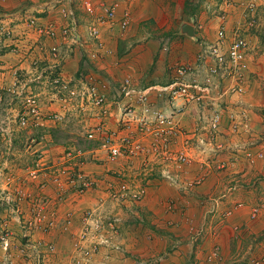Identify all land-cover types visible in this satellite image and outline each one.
<instances>
[{
	"label": "rangeland",
	"instance_id": "rangeland-1",
	"mask_svg": "<svg viewBox=\"0 0 264 264\" xmlns=\"http://www.w3.org/2000/svg\"><path fill=\"white\" fill-rule=\"evenodd\" d=\"M15 1L0 0V54L3 55V52L21 54L24 50L26 52V49H24L28 43L26 33L35 35V44H38V51L43 56L49 57L50 61L46 64L50 65L51 61L53 62L54 51H52V48L54 45L59 47L57 53H60L64 57L62 68L67 55L77 54L76 61L78 62L74 63V68L72 69L78 71L79 74L77 76H81L82 78L78 84L81 91H86L85 86L87 84L94 83L95 85H99L100 89L112 101L115 113H117L119 106L125 103L120 89L122 80L126 76H131L133 79L135 77L134 61L136 62V66L138 64L140 68L150 66V71H148L150 76H152L154 70L159 68V64L162 66L159 76L165 73V77L170 70L175 76L178 66L182 65L192 67L199 65L206 71L212 62V58L208 57L206 60L204 59L200 62L198 56L206 46L216 43L218 39V29L222 19L219 22L218 19H215V15L221 17L223 13H226V9L222 7L224 0L222 2L219 0H186L183 12V14H186L181 15L180 18L178 16L177 21L174 22L176 26H172L173 24L169 25L172 23L170 19H166L168 20L167 22L146 19L141 23L131 21L126 28H122L120 12H118L115 22L109 21L107 18L102 19L105 23L100 24L97 22L98 17H103V11L99 8V5L102 2L111 4L108 0H91L95 7H97L94 13H89L86 10L83 6V0L37 1L39 4H46V7H51L52 13H55L57 10L61 13L64 9L65 12L73 13L76 17L77 28L80 33V40L74 42L75 45H73L68 40H64L60 33L61 28L68 24L69 21L62 26L56 20L52 21L58 26V37H40L35 33L34 27L28 26V22L29 18L33 16L37 17L40 22H43L42 18L36 15L35 12L28 11L30 8L26 7L28 5L20 4L15 6L16 4L13 3ZM37 9L41 10L42 8L38 7ZM156 10H158L157 7ZM259 10L256 16L257 27L254 24L252 26L247 25L251 19V12L248 10L245 13L243 12L242 23L247 27L244 37L248 41L249 47L248 66L244 74L245 78L242 80L244 92L239 94L236 92L228 93V96L237 94L240 98L244 97V101L252 107L255 105L264 110V9L261 10L260 14L263 18H259ZM11 12L13 14H9ZM15 13L18 16H15ZM158 14L156 11V16ZM160 16L162 17L163 15ZM19 19H23L29 31L26 28L20 32L15 29V26L19 28L17 23H15ZM183 22H185L184 24L195 26L194 30L196 28L197 32L194 35H189L183 30V26L181 27ZM236 22L235 20L233 21V23ZM93 24L98 25L100 35L98 38L90 33ZM226 35L227 38L223 44V51L225 53L234 36V29L227 32ZM46 39L54 41L57 39L62 40L64 44L60 45L56 42L50 44ZM42 44H44V48L40 51L39 46ZM30 45L27 47L28 54H31ZM14 47H17V49ZM74 48L78 49L74 50ZM24 56L26 55L21 54V57ZM133 58H136V60ZM35 59L39 58L35 57L33 59V70L35 72L31 77H27L20 69L14 70H17L21 74V77L28 82L26 85H23L24 83L21 84L23 96L19 97V99H23V104L26 96L29 95H35L41 104V96L38 93L44 90V88L51 90V94L53 92L54 95L57 92L58 87L49 79L50 77L36 79L37 74L40 72L47 71L46 73L53 75L51 73L53 70L48 68L49 65L42 66L40 62H34ZM127 62L130 63L131 67L129 64L127 65ZM63 75L66 76L64 73ZM165 77L162 79L165 80ZM46 79L50 81H46ZM215 79L219 81L221 76L216 75ZM225 80L227 81L225 87L232 84L230 83V79ZM157 82L153 84H159V81ZM32 83L36 85H32ZM30 86L33 93L27 89ZM9 87L3 91L0 99V123L5 125L0 128V131H3L6 138L3 144L5 150L8 151L9 137H13V144L12 148H9L11 161L9 163L1 161L0 166H7L8 174L10 176L13 175L14 185L9 184L7 186L11 189L12 196L6 190L3 192L0 188V264H159V262H156L158 260L151 256L152 253L149 256L145 255V247L149 246L147 240H152L149 239V235H144L146 241H140L142 243H139L138 239L133 236H130L128 239L127 230L122 225L124 223V219H121L122 216L126 214L125 218L128 220H125V222L130 221L134 224L136 222L134 215L139 219L138 215L140 213L130 215L126 213V210L122 209H116L114 212L108 213L100 209L99 206L102 205L110 209L120 204L132 205L138 202L141 203L145 200L148 191L141 200H133L132 196L121 197V199L111 196L112 191H118L117 189L120 185L118 175L120 173L127 175L125 177L128 182L130 181L132 186L145 185L147 188L150 185L148 184L151 177L150 173L155 172L157 168L152 167V164L145 166L142 161L143 159H122L118 163H115V161H111L108 158V152L100 147V141L91 139L88 136L98 117L95 111H93L94 109L86 94H82V99L78 100L68 99L61 101L57 99L59 108L53 112L60 110L62 118L60 120L50 119L48 121V123L54 121L57 125L46 127V123L42 127L30 126L20 128L17 124V127L26 131L18 132L17 145L15 147L14 136L16 133L14 134V122L8 110L11 104H14L19 99L9 92ZM39 87H41V91L37 90ZM220 88V92H222L223 88ZM36 91L39 92L37 93ZM160 98L166 100L165 97L153 93L150 97V102L155 105H159L158 103L160 102V106H162L163 100ZM157 100H159L158 103ZM60 104L62 109H60ZM41 106L43 107L42 104ZM206 107L208 105L203 109ZM72 109L75 110L73 111ZM71 112L72 114H70ZM196 117L193 120V127L195 128L198 123ZM230 120L231 118L227 122L228 125L224 124L225 120H222V125L224 124L223 127H229L228 129L231 131ZM16 121L15 123H17ZM205 124L207 123L205 122ZM196 132L197 134L206 136L208 128L196 130ZM26 140H28L27 145L25 143ZM194 147L197 150L194 157L196 159L198 157L201 158L205 153L202 150L206 148L205 145L197 143ZM26 148L30 154H27ZM192 150L193 148L190 147V153ZM15 155L16 158H14ZM124 161H133L132 163L140 161L144 171L140 169L139 172H142L141 177L145 176L146 179H140V176L135 172L136 169H133V173L131 174L129 171L124 172L122 164ZM98 166H102L101 170L103 169L100 173H97L92 168ZM118 166H121V169H118ZM177 169L175 172L179 173V180L174 183L171 182L173 186H181L184 183L182 174H185L184 169L186 167L182 166ZM31 171H36V175L31 176ZM61 175L64 182H68L70 178L74 179L77 186L81 185L83 187V192H75L74 187L64 186V194L60 195L61 186L58 185L59 181H56V177ZM166 180L168 179L166 178ZM7 181L8 178L2 179L3 183L0 186L5 187ZM84 182H90V185L85 186ZM48 184L50 189H54L57 192L56 195L51 196L49 191H47ZM20 189L22 191L21 195L25 191L30 192L27 199L24 196L19 199L20 194L16 192ZM89 194L95 198L96 203L92 206L63 205L64 202L71 201V199H82L85 195ZM221 195L222 192L219 195H210L206 201L214 204L216 198ZM12 197L21 206V211L17 212L8 203L10 201L9 198ZM171 200H174L176 204L180 201L173 197L168 198L166 202L167 209ZM28 204H30L29 211L27 208ZM177 206L179 210L181 205L177 204ZM209 214L211 216L214 215L210 211L206 213V215ZM220 216L217 215L216 218L225 220L222 214ZM23 217H25L24 219L30 217L32 221L37 223L36 227L33 229L23 228ZM147 218L150 219V223L154 219L150 215ZM95 219H102L104 226L96 227L93 224V220ZM41 224H43V227ZM90 225L91 228L88 229L87 226ZM199 229L201 230L200 227ZM26 230L30 234L29 236L27 235V238L24 236ZM152 230L155 231L148 224H144L143 231L145 233H149ZM200 230L198 231L197 229V232H201ZM133 231H136V228H133ZM192 233H194L193 230ZM57 235L60 236L58 237ZM196 235L200 236L201 234L196 233ZM214 248L220 252L219 247L214 246Z\"/></svg>",
	"mask_w": 264,
	"mask_h": 264
},
{
	"label": "crops",
	"instance_id": "crops-1",
	"mask_svg": "<svg viewBox=\"0 0 264 264\" xmlns=\"http://www.w3.org/2000/svg\"><path fill=\"white\" fill-rule=\"evenodd\" d=\"M37 1L39 0H16L13 3L16 4L15 6L20 4L28 5L26 6L30 7L28 11L35 12L36 15L42 18L43 22L56 20L60 26L68 22L67 18L61 17L62 15H60L61 13L58 12V10L52 13L51 7H46V4H39ZM219 1L222 2L223 0ZM227 1L228 3H226ZM248 1L251 0H224L222 7L226 9L228 17V21L226 22L227 32L233 31L236 26H243L247 29V27L243 25L242 20L244 16L243 12L245 13L244 6ZM252 1L255 2L256 6L255 10L252 12V16L255 21L254 26L257 27L258 23L256 24V16L258 14V9H260L259 18H263L260 14L261 10L264 9V0ZM108 2L118 3V12H120L121 17L128 12L130 15L129 21L136 23H141L146 19L162 20L166 22L168 21L166 19H170L172 23L169 25L173 24L172 26H176L174 22L177 21L178 16L180 18L181 15L186 14H183L186 0H108ZM37 5L42 9L38 10V7H36ZM156 7L158 10H156ZM156 11L159 13L157 16ZM9 14H13V12ZM16 15L18 16L17 13H15V16ZM160 15L163 16L161 17ZM215 19H218L219 22L221 20L217 15H215ZM234 20L237 22L233 23ZM9 21H11V19H9ZM15 23H17L19 27L17 28L15 26V29L19 32L26 28L23 19L16 20ZM184 23L185 22H183V24ZM26 30L29 31L28 28H26ZM195 32H197L196 28ZM26 36L28 41L24 48L26 52L24 50L23 53H21L26 56L21 57V54L11 52H3V55L0 54V99L3 91L7 90V87L14 85L15 77L13 73L15 69H20L27 77H31L35 72L33 70V59L35 57L39 58L40 65H49L46 64L50 61L49 57L43 56V54L38 51L37 47L34 48L31 54H28L29 51H27V47L30 44V46L34 45L36 39L35 35L32 33H26ZM46 41L50 44H54V42L60 45L64 44L62 40L58 39L55 41L46 39ZM75 49L78 48H74V50ZM76 59L77 54L67 55L66 60L63 62L62 71L66 77L80 82L82 78L81 76H77L79 74L78 71L72 69L74 68V63L78 62ZM133 59L136 60V58ZM128 64L130 65L129 62H127V65ZM133 65H135V77L134 79L132 78V80L140 87L158 83L157 81H159V84H165L171 81L174 76L171 70L168 71L166 77L165 73L159 76L162 67L160 64L159 68L152 72V76H150L148 72L150 71V66L140 68L138 64L136 66L135 61ZM164 77L166 78L165 80L162 79ZM49 79H46V81H50ZM151 79L152 81H150ZM218 83L219 87L224 88L227 81L221 78ZM32 85L36 84L32 83ZM27 89L29 92L31 91V93H33L31 86ZM37 90L41 91V87ZM39 91L36 92L38 93ZM38 94L41 96V104L46 113H52L58 110V100L53 92L51 94V90L44 88V90ZM215 98L217 99L211 102L205 109H199L197 106L191 107L184 118L185 126L189 131H192L194 130L193 128H195L193 127V120L196 116L197 119L200 116H205L203 117L205 120L207 117L211 116L213 112L220 111L222 112V120H225L224 124L228 125L227 122L231 118L230 116L234 115L237 127L233 129L232 126H230L231 131L234 132L232 133L228 129L229 127H223L224 124L222 125V121L215 142H207V144H205L206 148L202 149L205 153H202L203 156L201 158L198 157L196 159V157H194L197 150L193 146V150L191 151V154L193 153V161L185 165V174H182L184 183L181 184V186H173L171 182L163 178L164 176H162L160 169H157L155 172L150 173L151 177L148 183L150 185L147 187V196L141 203L138 202L132 205L120 204L110 209L99 205L100 209L108 213H112L116 209L126 210V213L130 215L133 213H140V215H138L139 219L134 215L136 220L134 224L130 221L125 222V220H128L125 218V214L121 217V219H124L122 225H124L127 230L128 239L130 236H133L138 239L137 241L139 243H142L140 241H146L144 235H149V239L152 240H147L149 246L145 247V255L149 256L150 253H152L151 256L155 259L159 256H163L160 264H255L254 260L258 259L260 260V264H264V110L255 105L252 107L249 103L244 101V97L240 98L237 94L229 96L226 94L221 97L219 93H217ZM159 100H157V103ZM180 102L181 101H178V103ZM162 103V106H169L167 99L163 100ZM158 104L161 105L160 102ZM22 109L23 99H19L15 101L14 104H11L8 110L14 122V134L16 133L14 136L15 147L17 145L18 132L26 131L17 127V123H15L16 117ZM72 110L74 111L75 109ZM72 112L70 114H72ZM246 116L250 117L246 118L248 125L243 121V117ZM55 123L54 121L47 122L46 127L57 125ZM4 126L5 125L0 123V128ZM194 135L196 134L194 133ZM25 143L27 145L28 140H26ZM25 151L27 154H30L27 148ZM201 152L199 153L201 154ZM14 158H16V155ZM132 162L133 161H124L122 163L124 172L129 171L131 174L133 173V169H136L135 172L140 176L139 178L146 179L145 176L141 177L142 172H139L140 169L144 171L140 161H136L135 163ZM101 167L102 166L92 168L96 170L97 173H100L103 171ZM117 168L121 169V166ZM197 178L201 179L199 184L189 185V183H191L189 181L194 182ZM231 185H236V190L230 193L227 192L229 197L219 203V206L216 205L217 207H215V204H210L206 201L207 197L210 195H219L221 192L228 191V186ZM47 191H49L51 196L57 193L54 189L49 188V184L47 186ZM170 197L180 200L179 203H177L181 205L179 210L177 204L174 211L167 209L166 202ZM95 203V198L89 194L85 195L82 199H71V201L64 202L63 205L92 206ZM238 203H243V206H238ZM258 205H263L261 211L257 218H252V208ZM27 208L29 211L30 204L27 205ZM228 209H232V213L225 217L223 213ZM209 211L213 212L216 216L214 217V215L211 216L210 214L206 215ZM220 214H222L225 220L216 218L217 215L220 216ZM149 215L154 218L151 223L149 222L150 219L147 218ZM144 224H148L155 231L152 230L149 233H145V231H143ZM133 228H136V231H133ZM197 229L201 232H197ZM192 230L194 233H192ZM196 233L201 235L198 236ZM57 236L59 237L60 235ZM214 246H217V248L219 247L220 252L217 251ZM215 253L216 255H214Z\"/></svg>",
	"mask_w": 264,
	"mask_h": 264
},
{
	"label": "built area",
	"instance_id": "built-area-1",
	"mask_svg": "<svg viewBox=\"0 0 264 264\" xmlns=\"http://www.w3.org/2000/svg\"><path fill=\"white\" fill-rule=\"evenodd\" d=\"M100 4L99 8L103 11V17H98L97 22L100 24L105 23L102 20L104 18L115 22L118 16V3L113 2L111 4H105L102 2ZM83 6L89 13H94L97 8L91 0H83ZM255 8V2L252 0L248 1L244 6L245 12L247 10L251 12V19L248 22L249 24H247L249 26L255 24L252 16V12ZM61 15L69 21L68 24L61 28V36L64 40H68L71 44L75 45L74 42L80 40L76 17L73 13L65 12V9L61 11ZM129 18L130 15L126 12L122 17V28H126L130 23ZM220 18L222 21L219 25L216 43L206 46L203 52L198 56L200 62L204 59L206 60L208 57L212 58V62L210 61L211 64L206 71L199 65H197V67L189 65L178 66L175 76L168 83L152 84L145 87H138L133 82L131 76H126L120 85L121 94L125 99V103L119 106L117 113L114 111L112 101L108 98L106 93L100 89L99 85H95L94 83L87 84L85 86L86 91L83 92L78 85V81L63 75L62 60L64 57L61 56L60 53H57L59 48L57 45H54L52 48V51H54L53 62L51 61L48 67L53 70L51 71L53 75L46 73L47 71L40 72L37 74L36 79L50 77L52 82L58 87L55 96L61 101H66L68 99L78 100L80 98L82 99V94L87 95V99L90 101L94 109L93 111H95L98 117L91 131H89L88 136L91 139L100 141V147L108 152V158L111 161L118 163L122 159H143L142 161L145 166L152 164V167L160 169L162 176L174 183L179 180V173H176L175 170L193 161L189 148H193L197 143L201 145H205L207 142L214 143L222 123V112L215 111L211 116L205 119L206 121L203 119L204 116L198 117L196 128L189 131L184 124V118L190 108L194 106H197L199 109L204 108L217 99L215 98L217 93L222 97L228 93L236 92L239 94L244 92L242 80L245 78L244 74L248 66L247 59L249 48L248 41L244 37L246 29L243 26H236L234 28V36L225 53L223 51V44L227 38V14L223 13ZM28 24V26L34 27L35 33L40 37L56 38L59 36L58 26L52 21L40 22L37 17L33 16L29 18ZM90 33L96 38L100 36L97 24L92 25ZM35 47L38 49V44L31 46V52H33ZM14 48L17 49V47ZM43 48L44 44L39 46L40 51L43 50ZM34 62L39 63L40 60L35 59ZM13 74L15 81L14 85L9 87V92L15 98H19L23 96L21 84L24 83L23 85H26L28 82L21 77V74L17 70L14 71ZM214 75H220L223 79H230V83L232 84L224 87L223 91L220 92L221 88ZM153 93L165 97L169 102V106H160L151 103L150 97ZM178 101L181 102L178 103ZM60 109H62L61 104ZM61 114L62 112L60 110L58 112L46 113L36 96L29 95L25 98L23 109L17 117L16 122L20 128L30 126L42 127L45 126L50 119L60 120L62 118ZM231 118V126L235 129L237 127L235 116L232 115ZM246 118L247 116L243 117V121L248 123ZM205 122L207 124H205ZM206 128H208V134L206 136L197 134L196 130H204ZM194 133L196 135H194ZM5 139L3 131H0V159L2 162L9 163L11 161L9 148H12L13 137L8 138V151L5 150L3 146ZM194 140H196L195 143ZM8 173L7 166H0V185L3 183L2 179L8 178L5 187L0 186V188L3 192L6 190L7 193L12 196V191L7 186L9 184L14 185V178L13 175L10 176ZM30 174L31 176H35L36 171H31ZM125 176L127 175L122 173L118 175L120 185L117 192H111V196L119 199L125 196H132L133 200H141L147 192L146 186H132ZM56 181H59L58 185L61 186L59 191L60 195L64 194V186L74 187L75 192L79 193L84 190L81 185L77 186L72 178H70L68 182H64L61 175L56 177ZM189 182H191L189 185L199 184L201 179L197 178L194 182ZM84 185H90V182H84ZM236 188V185L228 186V191H224L221 196L216 198L214 206H219V203L229 197L228 193L233 192ZM21 192V189L16 192L20 194L19 199H21L22 196L27 199L30 195V192L25 191L22 195ZM9 200L8 203L17 212L21 211V206L16 199L12 197L9 198ZM237 205L243 206V203H238ZM262 206L263 205H258L252 208V218H257ZM168 209L173 211L176 209L174 200L170 201ZM231 213L232 209H228L223 215L227 217ZM24 218L25 217H23V219ZM93 221L96 227L104 226V221L102 219H95ZM36 225L37 223L28 217L23 220L22 227L25 229H33ZM41 225L43 227V224ZM87 227L89 229L91 225ZM7 234L9 235L8 232ZM27 235L29 236L30 234L26 230L24 236L27 238ZM214 255H216V253ZM162 259L163 256H159L156 262L160 264ZM254 263L260 264V260H254Z\"/></svg>",
	"mask_w": 264,
	"mask_h": 264
},
{
	"label": "water",
	"instance_id": "water-1",
	"mask_svg": "<svg viewBox=\"0 0 264 264\" xmlns=\"http://www.w3.org/2000/svg\"><path fill=\"white\" fill-rule=\"evenodd\" d=\"M183 30L185 32H187L189 35H194L195 34V30H194V26L193 25L184 24L183 25Z\"/></svg>",
	"mask_w": 264,
	"mask_h": 264
}]
</instances>
